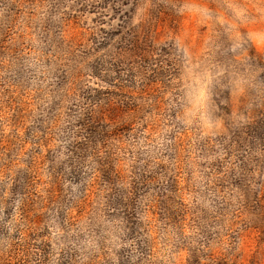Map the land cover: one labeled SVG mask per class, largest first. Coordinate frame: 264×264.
Instances as JSON below:
<instances>
[{
    "label": "rangeland",
    "instance_id": "374dc122",
    "mask_svg": "<svg viewBox=\"0 0 264 264\" xmlns=\"http://www.w3.org/2000/svg\"><path fill=\"white\" fill-rule=\"evenodd\" d=\"M0 264H264V0H0Z\"/></svg>",
    "mask_w": 264,
    "mask_h": 264
}]
</instances>
